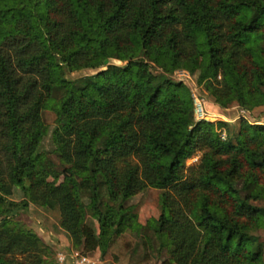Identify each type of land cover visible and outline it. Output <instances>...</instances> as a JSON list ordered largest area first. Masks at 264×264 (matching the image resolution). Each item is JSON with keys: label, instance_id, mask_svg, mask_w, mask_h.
<instances>
[{"label": "trees", "instance_id": "1", "mask_svg": "<svg viewBox=\"0 0 264 264\" xmlns=\"http://www.w3.org/2000/svg\"><path fill=\"white\" fill-rule=\"evenodd\" d=\"M177 67L197 71L218 104H263L264 0H0V264H55L14 207H58L74 244L105 253L135 228L124 202L145 186L162 189L158 264H264L249 231L262 213L251 200L264 194V124L242 120L236 141L221 140L225 122L194 119L190 89L168 75ZM80 68L96 71L66 77ZM45 108L61 170L40 144ZM12 186L21 200L7 198Z\"/></svg>", "mask_w": 264, "mask_h": 264}, {"label": "rangeland", "instance_id": "2", "mask_svg": "<svg viewBox=\"0 0 264 264\" xmlns=\"http://www.w3.org/2000/svg\"><path fill=\"white\" fill-rule=\"evenodd\" d=\"M108 62L122 64L124 61L111 58ZM105 67V66H103ZM186 70L189 72L191 79L182 80L185 85L191 90H194L198 97L204 102L205 108L209 112L210 120H223L225 124L217 125L216 131L221 140H234L238 138V129L245 120L249 123L264 124V103L256 105L251 109H247L234 100L227 105H221L214 101V97L205 88L202 83L197 81V71H191L187 67H177L168 75L176 79V72ZM96 70L92 68H80L68 70L65 69L66 77L80 81L86 75L94 73ZM159 73L160 69H153ZM219 77V75H218ZM244 110V116H240V111ZM42 117L47 124L48 131L42 136L40 140L41 146L48 150L50 158L54 161L56 168L61 170L63 164L56 152L53 150V145L50 141L51 130L54 126L55 113L49 108L42 111ZM225 131V138H221L220 132ZM201 151L197 152L198 159L191 160L190 157L185 160V172L187 175L192 174L199 163ZM241 172H245V168ZM262 182H264V174L261 175ZM51 178V177H49ZM62 175L59 176V180ZM243 183V174L237 176V185L241 186ZM161 192L162 189L145 186L143 189L128 197L125 202V208L136 213L135 228H129L115 236L105 253L99 249L85 253L82 250V245L74 244L69 233L60 225V214L58 207L48 208L42 205L29 202L26 208H13L8 211L9 216L22 225L34 231L47 246V253L44 257L48 258L55 264H158L161 259L168 255L167 243L161 234L154 230V221L161 212ZM170 192L177 197L173 190ZM257 198H252V202L262 207V213L259 216L258 224L249 229L250 233L258 236L262 248V260H264V194ZM7 198L19 201L23 198V192L17 186H12V191ZM85 220L93 225L97 230L99 224L96 217H93L88 211L85 212ZM138 224V225H137ZM11 256V255H10ZM84 259H81L82 257ZM12 257L29 260L31 256L26 253H14ZM32 264L33 261H32Z\"/></svg>", "mask_w": 264, "mask_h": 264}, {"label": "built area", "instance_id": "3", "mask_svg": "<svg viewBox=\"0 0 264 264\" xmlns=\"http://www.w3.org/2000/svg\"><path fill=\"white\" fill-rule=\"evenodd\" d=\"M176 79L177 80H186V79H191V76L188 71L186 70H180L176 72ZM191 96L193 100V114H194V119L195 120H210L211 117H209V112L204 106V102L201 98L198 97L197 93L194 90H191ZM244 110L242 109L240 111V116H244ZM212 121V120H210ZM220 132L221 138H225L226 134L225 131L222 130ZM191 160H196L198 159V154H194L190 157ZM85 257L83 256L81 259H84Z\"/></svg>", "mask_w": 264, "mask_h": 264}, {"label": "water", "instance_id": "4", "mask_svg": "<svg viewBox=\"0 0 264 264\" xmlns=\"http://www.w3.org/2000/svg\"><path fill=\"white\" fill-rule=\"evenodd\" d=\"M105 63H108V59H105V61H104Z\"/></svg>", "mask_w": 264, "mask_h": 264}]
</instances>
